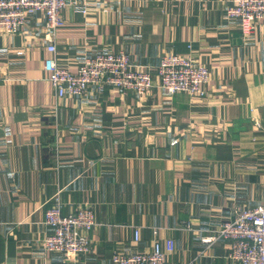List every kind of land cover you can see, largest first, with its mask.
I'll return each mask as SVG.
<instances>
[{"label": "crops", "instance_id": "1", "mask_svg": "<svg viewBox=\"0 0 264 264\" xmlns=\"http://www.w3.org/2000/svg\"><path fill=\"white\" fill-rule=\"evenodd\" d=\"M231 0H95L63 10L58 63L76 72L99 52H126L152 70L145 95L95 86L59 97L44 68V14L0 32V264H53L46 211L92 206L91 251L76 264H113L115 251L173 240L168 264H237L228 241L208 244L239 207L264 204V19L245 33ZM169 53L210 69L207 95L166 92ZM136 232L139 240L135 238Z\"/></svg>", "mask_w": 264, "mask_h": 264}, {"label": "built area", "instance_id": "2", "mask_svg": "<svg viewBox=\"0 0 264 264\" xmlns=\"http://www.w3.org/2000/svg\"><path fill=\"white\" fill-rule=\"evenodd\" d=\"M95 0H0V32L16 34L23 31L30 15L44 14L50 36L48 51L52 54L44 62L49 80L59 97L83 96L90 87H115L121 93L145 95L154 86L152 70H143L124 52H99L87 57L76 72L61 66L57 60L55 34L64 25L63 10L71 6L75 11L87 13ZM228 18L238 19L245 33L253 30L254 23L264 19V0H231ZM160 86L168 93L179 91L206 96L210 69L192 56L169 53L157 66ZM46 223L52 233L44 239V248L50 252L68 254L72 261L55 264H76L79 255L91 251V240L83 232L96 225V212L92 206L63 213L61 206L46 212ZM136 240L139 234L136 232ZM210 244L228 241V258L237 264H264V205L243 207L235 217L223 222L212 236L202 238ZM175 248L173 240L163 245L156 241L150 251L115 252L113 264H168L167 255Z\"/></svg>", "mask_w": 264, "mask_h": 264}, {"label": "rangeland", "instance_id": "3", "mask_svg": "<svg viewBox=\"0 0 264 264\" xmlns=\"http://www.w3.org/2000/svg\"><path fill=\"white\" fill-rule=\"evenodd\" d=\"M259 205H264V204H258V205H255V206H259ZM54 206H58V205L55 204V205H53V206H51V207H54ZM51 207H50V208H51ZM84 207H86V206H84ZM82 208H83V207H82ZM239 208H243V207H239ZM239 208H237L236 210H238ZM48 209H49V208H48ZM48 209H47V210H48ZM79 209H80V208H79ZM77 210H78V209H77ZM75 211H76V210H75ZM46 212H47V211H46ZM235 213H236V211H235ZM234 217H235V216H234ZM225 221H227V220H225ZM225 221H224V222H225ZM222 223H223V222H222ZM222 223H221V224H222ZM97 224H98V221H97V216H96V225H95V227L97 226ZM221 224H220V225H221ZM220 225H219V226H220ZM49 226H50V225H49ZM95 227H94V228H95ZM51 228H52V227H51ZM216 230H217V229H216ZM216 230H215V231H216ZM50 234H51V233H50ZM203 237H205V236H203ZM206 243H208V242H206ZM208 244H210V243H208ZM91 245H92V244H91ZM44 249H45V248H44ZM45 250L47 251V249H45ZM48 252H50V251H48ZM115 252H118V251H115ZM115 252H114V253H115ZM120 252H123V251H120ZM124 253H131V252H124ZM62 254H63V253H62ZM64 255H65V254H64ZM82 255H86V254H82ZM112 257H113V256H112ZM62 261H72V257H71L70 255L66 254V255H65V258H64ZM62 261H61V262H62ZM112 262H113V260H112ZM53 264H55V263H53Z\"/></svg>", "mask_w": 264, "mask_h": 264}]
</instances>
